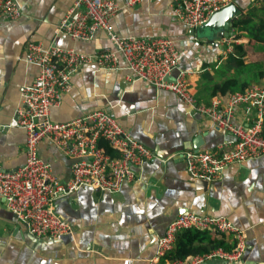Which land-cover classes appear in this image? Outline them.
I'll list each match as a JSON object with an SVG mask.
<instances>
[{
    "label": "built area",
    "instance_id": "1",
    "mask_svg": "<svg viewBox=\"0 0 264 264\" xmlns=\"http://www.w3.org/2000/svg\"><path fill=\"white\" fill-rule=\"evenodd\" d=\"M235 1L175 0V16L188 31L197 30L216 12ZM144 2L124 0L120 5L115 0H74L54 33L75 42L91 43L98 33L105 32L110 46L94 54L33 42L24 50L22 61L39 69L35 81L20 88L14 122L26 132V163L13 170L0 167V199L37 239L60 241L74 236V226L57 212L59 200L84 188L118 194L125 182L133 184L138 180L133 167L157 158L153 150L133 139L117 118L105 111L95 110L64 123L53 120V110L59 108L64 97L72 92L73 77L84 66L118 70L123 62L135 81L175 94L185 104L188 115L203 116L223 136L232 137L212 150L181 153L193 178L212 183L221 180L223 171L230 165L264 158V85L254 84L244 92L230 93L227 97L216 96L208 103L201 100L191 89L189 73L180 69L186 46L199 43L197 37L191 36L185 44L162 37H120L114 31L112 20L122 9L134 8ZM260 3L264 0L256 1V4ZM22 18L20 0H0V22L14 24ZM216 43L218 46L212 48L213 52L227 55L233 53L235 45L242 44L243 39H237L233 30L229 37ZM177 70L180 72L173 78ZM238 109L244 110L239 123L235 122ZM102 141L117 153L116 157L107 153L101 146ZM43 142L71 161L68 181L62 179L53 161L40 157ZM189 229L231 237L236 241V247L231 252L217 249L184 260L166 259L175 249L177 235ZM246 249V233L226 218L189 212L172 222L159 240L157 254L150 263L207 264L215 261L243 264Z\"/></svg>",
    "mask_w": 264,
    "mask_h": 264
},
{
    "label": "crops",
    "instance_id": "2",
    "mask_svg": "<svg viewBox=\"0 0 264 264\" xmlns=\"http://www.w3.org/2000/svg\"><path fill=\"white\" fill-rule=\"evenodd\" d=\"M115 1L120 5L124 2V0ZM174 1L150 0L148 2L145 0L143 4L134 8L122 9L113 18L112 27L120 37H162L186 44L190 41L191 34L176 18ZM20 2L23 6V18L14 24L8 21L0 22V167L5 170L17 169L26 163L24 152L26 132L14 125L16 108L20 88L33 83L39 73L37 67L27 65L21 59L26 46L31 42L41 43L46 47L55 45L63 48H76L87 54H94L110 46L105 32L98 33L91 43L75 42L69 37L55 35V28L66 17L74 0H20ZM243 43L251 44L248 39H243ZM207 44L206 41L200 40L199 43L193 42L190 46L187 45L180 66L181 70L189 73L188 80L192 91L204 102L209 101L213 84L202 81L207 73L203 67L220 64L227 56L220 51L214 53L213 47ZM250 46L246 49V62L263 59L264 46L260 44ZM239 53L235 52L240 55ZM207 71L214 74L212 68H208ZM176 77L177 75L173 76V78ZM259 85H264V78L261 79ZM229 94V91L219 93L223 97ZM95 110L114 115L129 133L142 130L153 139H162L164 144H172L178 130L186 131L196 126L201 132L213 129L212 123L203 116L188 115L185 104L175 94L157 90L141 81H135L123 62L118 70H98L94 65L82 67L73 77L72 92L64 97L59 108L53 110L52 118L55 122L64 123ZM243 116L244 110L238 109L235 122H241ZM231 139L230 135L225 136V141ZM218 141L219 136L213 135L211 143L215 144ZM40 157L53 161L64 181L70 179L71 161L55 148L43 142L40 145ZM252 174L259 187L254 180L248 181L252 178ZM263 176V168L251 166L247 171L239 172L235 178L238 183L247 181L245 189L240 192L234 190L237 191L238 202L234 203L236 205H233L232 213L241 227L252 225L256 218L254 211L263 209L264 191L258 189ZM116 199L122 200L118 195ZM1 210L8 211L4 201L0 199ZM73 226L75 232L74 236L70 237L72 243L68 247V253L75 246H79L76 237L77 228ZM15 227L16 222L0 217V234L9 228L13 230ZM255 244L256 248L248 253V260H258L264 263V232L260 236L255 235ZM95 251L98 250L95 249Z\"/></svg>",
    "mask_w": 264,
    "mask_h": 264
},
{
    "label": "water",
    "instance_id": "3",
    "mask_svg": "<svg viewBox=\"0 0 264 264\" xmlns=\"http://www.w3.org/2000/svg\"><path fill=\"white\" fill-rule=\"evenodd\" d=\"M256 1L236 0L216 12L205 25L191 30V36L217 47L216 41L229 37L234 30V20L252 8ZM179 72L175 71L173 76ZM130 135L157 156L153 161L132 168L139 177L135 184L125 182L118 194L84 188L56 204L58 214L76 226L79 246L68 253L72 243L70 237L60 241L37 239L28 233L23 223L17 222L12 213L1 210L0 217L16 222V227L0 234V263L151 264L159 240L172 222L179 215L193 212L199 216L229 220L247 236L243 264H264L248 260V253L256 248L255 235L264 232V206L262 210L254 211L256 218L250 226H239L232 213L234 203L238 202L234 190L240 192L247 186V181L236 182V176L251 166L264 170V158L230 165L223 171L221 180L209 183L190 176L181 153L212 150L224 144L225 136L214 127L205 132H201L198 126L178 130L172 144H164L160 138L153 139L142 130ZM213 135L219 136L215 144L211 143ZM254 178L252 174L248 181ZM254 183L257 185L255 180ZM258 189L264 191V176ZM116 195L122 200H117Z\"/></svg>",
    "mask_w": 264,
    "mask_h": 264
},
{
    "label": "trees",
    "instance_id": "4",
    "mask_svg": "<svg viewBox=\"0 0 264 264\" xmlns=\"http://www.w3.org/2000/svg\"><path fill=\"white\" fill-rule=\"evenodd\" d=\"M233 27L236 38L250 40L251 46L245 43L235 45V51L227 54L225 60L221 61L220 64L218 63L219 65H204L203 69L207 73L202 81L213 84L209 95L210 99L227 91L231 94L244 92L254 83L259 84L264 78V56L261 60H253L248 63L245 60L246 49L249 46L259 44L264 46V3H255L246 13L234 20ZM235 52L241 54L238 55ZM208 68H212L214 74L207 71ZM209 101L205 102L208 103ZM101 146L106 149L111 157L117 156V153L110 148L107 142L102 141ZM235 247L236 241L231 237L219 233L189 229L181 231L177 235L175 249L166 259L184 260L190 256L205 255L217 249L231 252Z\"/></svg>",
    "mask_w": 264,
    "mask_h": 264
},
{
    "label": "rangeland",
    "instance_id": "5",
    "mask_svg": "<svg viewBox=\"0 0 264 264\" xmlns=\"http://www.w3.org/2000/svg\"><path fill=\"white\" fill-rule=\"evenodd\" d=\"M219 54H221V53H219ZM222 54H224V53H222ZM209 263L211 264V263H220V262L212 261V262H209Z\"/></svg>",
    "mask_w": 264,
    "mask_h": 264
}]
</instances>
